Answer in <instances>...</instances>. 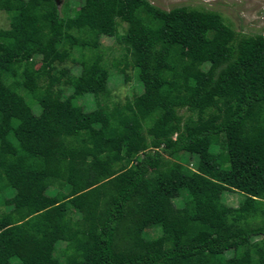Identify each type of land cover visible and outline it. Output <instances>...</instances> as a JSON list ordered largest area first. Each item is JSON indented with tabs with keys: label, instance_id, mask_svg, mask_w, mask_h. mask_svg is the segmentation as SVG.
Listing matches in <instances>:
<instances>
[{
	"label": "trees",
	"instance_id": "1",
	"mask_svg": "<svg viewBox=\"0 0 264 264\" xmlns=\"http://www.w3.org/2000/svg\"><path fill=\"white\" fill-rule=\"evenodd\" d=\"M0 10L3 264H221L227 250L235 264H264V32L147 0H82L69 14L54 0H0ZM100 36L120 46L111 66L123 80L130 66L140 85L110 109L96 101L109 75ZM68 59L76 76L55 67ZM225 191L242 200L225 204Z\"/></svg>",
	"mask_w": 264,
	"mask_h": 264
},
{
	"label": "rangeland",
	"instance_id": "2",
	"mask_svg": "<svg viewBox=\"0 0 264 264\" xmlns=\"http://www.w3.org/2000/svg\"><path fill=\"white\" fill-rule=\"evenodd\" d=\"M60 13L69 14L72 9L79 6L82 0H54ZM152 6L162 10H168L175 6H190L196 8H203L214 10L220 13V15L227 21L235 31H239L245 34H257L264 32V0H147ZM8 26V17L4 11L0 10V28H6ZM122 26V24H121ZM121 26H118V31H121ZM98 51L101 53L102 62L108 70V78L106 82L105 95L97 97L96 101L101 106H106V109H110L114 105H122L126 101H131L134 95L140 91V85L135 78L134 71L130 66H127L124 70L126 74V80H123L122 73L117 72L112 66L111 62L121 54L120 46L113 42L111 37L100 36ZM73 58L78 57L76 50L71 51ZM38 60L35 58V67L38 65ZM57 69L66 68L69 74L77 75L79 66L71 60H65L62 63L56 64ZM64 93L70 92V88L65 87ZM76 102L81 104L84 111L89 112L95 108V102L91 95L84 94L81 97L76 98ZM33 112L37 113L39 108L36 104H32ZM182 111V110H181ZM150 149L159 148L152 140L148 141ZM169 160H172L168 158ZM181 165L188 169L194 170L197 163V158L194 153L183 152L178 159ZM65 190V187L62 188ZM55 189H48L49 193H52ZM11 192L0 194V215L5 213L10 208L2 203V197L11 196ZM221 200L230 206H237L242 200V195L235 191H225L221 195ZM172 201L175 206H180L181 201L178 196H173ZM156 231L154 229H147L145 234L152 235ZM257 237H253V240ZM62 244L57 243L56 249L60 248ZM224 263L221 264H235V260L232 257V252L227 250L223 253ZM11 264H18L16 261L8 258ZM0 261V264H3Z\"/></svg>",
	"mask_w": 264,
	"mask_h": 264
}]
</instances>
